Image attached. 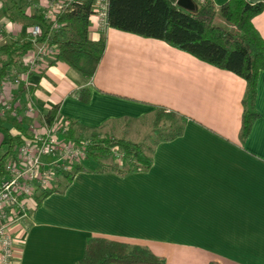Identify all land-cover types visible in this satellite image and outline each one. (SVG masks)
<instances>
[{
    "label": "crops",
    "instance_id": "crops-1",
    "mask_svg": "<svg viewBox=\"0 0 264 264\" xmlns=\"http://www.w3.org/2000/svg\"><path fill=\"white\" fill-rule=\"evenodd\" d=\"M7 3L0 0V44L30 22H10ZM24 4L28 16L45 13V0ZM252 22L264 40V10ZM215 23L226 24L220 15ZM88 35L106 41L91 78L62 62L47 64L31 74L27 96L6 83L1 100H19L25 110L29 98L39 114L58 106L61 117L85 130L135 126L165 108L182 118V130L153 146L147 171H80L63 193L48 195L37 208L29 202L25 226L12 228L13 264H76L91 237L146 247L164 264H264V71L255 97L260 117L241 143L243 78L157 39L100 31L91 22ZM85 86L88 103L75 95ZM3 140L0 132V145Z\"/></svg>",
    "mask_w": 264,
    "mask_h": 264
},
{
    "label": "trees",
    "instance_id": "trees-1",
    "mask_svg": "<svg viewBox=\"0 0 264 264\" xmlns=\"http://www.w3.org/2000/svg\"><path fill=\"white\" fill-rule=\"evenodd\" d=\"M24 0H7L3 13L10 22L18 18L29 20L27 30L15 38H8L0 44V87L1 83L13 71L20 69L22 57L32 48L29 28L37 24L41 28L40 40L49 33L51 22H47L41 13L25 14ZM177 0H108V27L120 31L163 41L179 50L216 68L230 71L244 79L246 83L242 99L243 112L239 137L244 143L252 125L260 117L255 107L258 73L264 71V40L254 27L252 19L264 10V3H248L246 0H227L215 6L212 0H202L193 11H187L176 5ZM92 13V0H72L57 15L56 21L62 24L54 32V41L58 44V53L49 63L62 62L72 67L86 78L96 72L105 49V38H89L88 16ZM220 15L224 26L215 23ZM21 94V91L18 92ZM76 97L88 103L91 87L85 86L75 93ZM16 97V96H15ZM1 103V102H0ZM23 104L15 108L16 114L24 112ZM58 106L46 108L43 112L47 121L57 113ZM70 124L67 137L77 144H85V161L91 162V169L84 164H75L71 171L61 175L51 189L43 190L29 202L37 208L48 195L63 193L71 184L76 173L113 172L126 175L147 171L152 165L153 146L159 141H168L181 133L182 119L177 114L158 108L154 114L152 127L155 137L149 141H131L111 134H100L92 129L89 137L84 138L86 128L66 118ZM162 120L169 121V126ZM171 128V129H169ZM14 129V130H13ZM28 127L23 119L0 117V132L4 140L0 145V178L5 174L4 165L14 149L28 137ZM13 130V131H12ZM157 130H161L158 132ZM118 157H117V156ZM28 202V204H29ZM165 259L151 250L139 245L109 240L102 237L88 238L83 258L76 264H164ZM208 264H218L209 262Z\"/></svg>",
    "mask_w": 264,
    "mask_h": 264
},
{
    "label": "built area",
    "instance_id": "built-area-1",
    "mask_svg": "<svg viewBox=\"0 0 264 264\" xmlns=\"http://www.w3.org/2000/svg\"><path fill=\"white\" fill-rule=\"evenodd\" d=\"M196 4L202 0H193ZM72 0H45L43 18L51 22L49 33L40 40L41 28L34 24L29 28L32 48L22 57L20 69L13 71L0 87L9 83L16 91L28 95L30 76L42 66L49 64L58 53L54 32L62 26L56 21L57 15ZM108 0H92V13L88 20L97 30L108 28ZM15 91V94H16ZM0 117L35 120V125L27 126L29 137L15 147L7 158L5 174L0 178V264H13L15 238L12 228L25 226L30 217L29 200L43 190L51 189L61 175L71 171L86 157L85 144H77L67 137L70 128L68 120L56 114L47 121L45 114H39L31 99L26 101V109L16 114L19 100H0ZM44 112V110H43ZM117 156V155H116ZM118 157V156H117Z\"/></svg>",
    "mask_w": 264,
    "mask_h": 264
},
{
    "label": "rangeland",
    "instance_id": "rangeland-1",
    "mask_svg": "<svg viewBox=\"0 0 264 264\" xmlns=\"http://www.w3.org/2000/svg\"><path fill=\"white\" fill-rule=\"evenodd\" d=\"M25 1V0H24ZM24 1L22 2L24 4ZM30 24V22H29ZM1 100V98H0ZM6 118H8V116H6ZM166 126L169 125V121H166ZM23 122L26 126H31V125H35V120L33 122V120H29L27 118H24L23 119ZM125 123H122L120 126L121 128L117 129V130H113V131H110L109 129H102V130H98L97 132L100 133V134H111L115 137H124L126 139H129V140H132V141H149V138L150 137H155V134L156 132H154L153 130V127H152V119H145V120H141L137 125H128L126 123L127 126H124L123 128V125ZM163 124V123H162ZM162 124H161V127H162ZM172 126H177V124H173ZM171 129V128H169ZM158 132H161V130H157ZM92 133L91 130H83L82 131V135L84 138H87L89 137V135ZM81 164H84L86 165L87 163H85V160H83L81 162ZM88 166V164L86 165ZM89 169L91 167H88Z\"/></svg>",
    "mask_w": 264,
    "mask_h": 264
},
{
    "label": "water",
    "instance_id": "water-1",
    "mask_svg": "<svg viewBox=\"0 0 264 264\" xmlns=\"http://www.w3.org/2000/svg\"><path fill=\"white\" fill-rule=\"evenodd\" d=\"M176 5L187 11H193L197 8V4L193 0H177Z\"/></svg>",
    "mask_w": 264,
    "mask_h": 264
}]
</instances>
